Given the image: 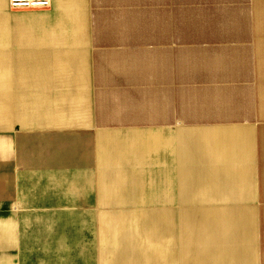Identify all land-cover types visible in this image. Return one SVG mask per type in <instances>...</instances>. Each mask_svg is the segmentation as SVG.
Segmentation results:
<instances>
[{
    "label": "crops",
    "instance_id": "crops-1",
    "mask_svg": "<svg viewBox=\"0 0 264 264\" xmlns=\"http://www.w3.org/2000/svg\"><path fill=\"white\" fill-rule=\"evenodd\" d=\"M16 128L0 264H191L178 215L243 211L264 264V0H0Z\"/></svg>",
    "mask_w": 264,
    "mask_h": 264
},
{
    "label": "bare ground",
    "instance_id": "bare-ground-1",
    "mask_svg": "<svg viewBox=\"0 0 264 264\" xmlns=\"http://www.w3.org/2000/svg\"><path fill=\"white\" fill-rule=\"evenodd\" d=\"M211 215L195 213L193 215H184L183 223L188 228H200L202 232L195 236L194 244L196 247L189 250L188 258L191 260V264H254L253 257V242L249 239L250 230L245 225L243 219V213L233 212L228 215L224 221V230L220 231L221 240L225 244L224 256L213 255L209 259L207 250V235L208 231L202 228L207 222V219ZM187 221V224H186ZM224 231L225 234H222Z\"/></svg>",
    "mask_w": 264,
    "mask_h": 264
},
{
    "label": "rangeland",
    "instance_id": "rangeland-1",
    "mask_svg": "<svg viewBox=\"0 0 264 264\" xmlns=\"http://www.w3.org/2000/svg\"><path fill=\"white\" fill-rule=\"evenodd\" d=\"M12 126L14 128V125H12ZM18 130L19 129L16 128V129H13V130L0 131V143H3L5 140L10 139V134L11 133H16V132H18ZM23 132L27 133V134L25 133L23 136L25 137L26 140L29 139V142H30V143H28L27 146H25L26 150H23V152L31 154V153H33L32 152L33 147L36 145V143H33V142L38 137L36 135L32 134L30 130L23 131ZM36 132H39V130H36ZM39 152H40V154H38V155L34 154L35 157L40 158V155L42 157H45L47 155V153H45V151H43L42 148L39 150ZM36 161H38V160H33V162H30V164L34 163V165H35V163H37ZM53 161L54 160L51 159V165H52ZM63 161H64V159H63ZM59 163L63 164V163H61V161ZM32 167L33 166H31V169H32ZM35 167H37V165H35ZM36 175H37L36 178H38L39 175L37 174V171H36ZM39 177L41 179L42 176H39ZM36 182L37 181H35L34 183H31V184L34 185ZM93 207H94L95 211L96 210L98 211L96 204H94ZM232 213L233 212L211 213V214H209L211 216L207 219V222L202 227V228H205L204 230L208 231V235H207V243H208L207 244V250H209V244H210L211 245V250H212L211 258L215 254H217L218 256L222 255V256L226 257V255H224V253H223L225 251V249H224L225 244L221 240L220 231L225 229L224 221L227 218V216L231 215ZM240 213H243V215H244L243 216V219H244L243 224L245 223V225H243V226L246 227L248 229V231L250 230L249 239H252L251 212L243 211V212H240ZM184 215L185 214H179L178 215L179 243L180 244H182V243L188 244L189 243L191 246L188 248V250H190L191 248L196 247V244H194L195 236L197 234H199L200 232H202V230L200 228H188L187 225H185L183 223ZM186 215H193L194 216V214H186ZM253 215H254V212H253ZM253 221H254V219H253ZM186 224H187V221H186ZM96 226H97V221H94L93 222L94 231H96ZM253 226H254V224H253ZM254 231H255V226H254ZM222 234H225L224 231H222ZM253 254H254V251H253ZM252 258H254V255H253ZM255 258H256V248H255ZM255 258H254V264H255ZM256 264H257V258H256Z\"/></svg>",
    "mask_w": 264,
    "mask_h": 264
},
{
    "label": "built area",
    "instance_id": "built-area-1",
    "mask_svg": "<svg viewBox=\"0 0 264 264\" xmlns=\"http://www.w3.org/2000/svg\"><path fill=\"white\" fill-rule=\"evenodd\" d=\"M52 0H8V8L13 11L49 8Z\"/></svg>",
    "mask_w": 264,
    "mask_h": 264
}]
</instances>
